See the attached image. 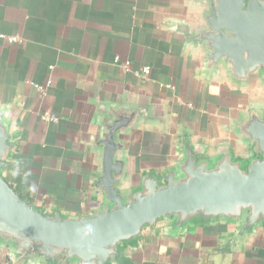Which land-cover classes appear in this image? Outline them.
Returning a JSON list of instances; mask_svg holds the SVG:
<instances>
[{
	"label": "crops",
	"instance_id": "crops-1",
	"mask_svg": "<svg viewBox=\"0 0 264 264\" xmlns=\"http://www.w3.org/2000/svg\"><path fill=\"white\" fill-rule=\"evenodd\" d=\"M180 22L200 23V8L187 0H0V33L21 38L0 39V106L16 132L8 183L46 212L84 214L100 203L92 195L99 158L80 143L95 131L85 119L100 84L107 99L120 89L165 107L164 130L143 127L130 140L136 175L172 165L185 136L211 145L227 139L221 119L260 91L204 77L201 51L182 44ZM144 65L149 76L137 77ZM164 225L145 226L124 264H264V227L240 235L234 223L196 222L170 236ZM0 264L20 263L0 255Z\"/></svg>",
	"mask_w": 264,
	"mask_h": 264
},
{
	"label": "water",
	"instance_id": "water-1",
	"mask_svg": "<svg viewBox=\"0 0 264 264\" xmlns=\"http://www.w3.org/2000/svg\"><path fill=\"white\" fill-rule=\"evenodd\" d=\"M187 1L200 8V23L180 22L177 33L201 51L203 76H223L231 88L259 96L221 119L227 139L211 145L185 136L172 165L136 175L130 140L143 127L164 130L165 107L120 89L107 99L100 84L85 119L95 131L80 136L99 158L92 195L100 203L84 214L46 212L8 183L16 132L0 106V255L7 261L124 264L142 229L162 222L170 236L196 222L234 223L240 235L264 227V0Z\"/></svg>",
	"mask_w": 264,
	"mask_h": 264
},
{
	"label": "built area",
	"instance_id": "built-area-1",
	"mask_svg": "<svg viewBox=\"0 0 264 264\" xmlns=\"http://www.w3.org/2000/svg\"><path fill=\"white\" fill-rule=\"evenodd\" d=\"M0 39H5L9 44H12V43H17V42H20L21 41V38L18 37V36H12V35H4L2 33H0ZM120 57H117L116 60H119ZM123 67L125 69H127L129 67V61L128 60H123ZM134 74L137 76V77H140V78H147L150 74V66L149 65H144L142 66L141 68L137 69L134 71ZM50 80L48 79L47 82H46V85H50ZM166 88H170L171 85L169 84H165L164 85ZM42 93L45 95L47 94V90L43 87H38ZM42 119L46 120V121H49V122H57L58 121V115L57 114H54V113H49V112H44L42 113L41 115Z\"/></svg>",
	"mask_w": 264,
	"mask_h": 264
}]
</instances>
